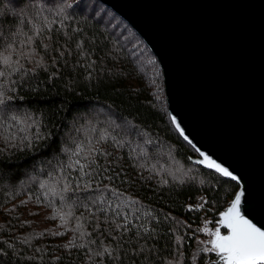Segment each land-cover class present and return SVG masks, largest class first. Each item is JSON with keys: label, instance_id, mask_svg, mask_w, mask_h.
Listing matches in <instances>:
<instances>
[{"label": "trees", "instance_id": "1", "mask_svg": "<svg viewBox=\"0 0 264 264\" xmlns=\"http://www.w3.org/2000/svg\"><path fill=\"white\" fill-rule=\"evenodd\" d=\"M0 72V264H216L199 228L238 185L192 161L122 19L98 0H0Z\"/></svg>", "mask_w": 264, "mask_h": 264}, {"label": "water", "instance_id": "2", "mask_svg": "<svg viewBox=\"0 0 264 264\" xmlns=\"http://www.w3.org/2000/svg\"><path fill=\"white\" fill-rule=\"evenodd\" d=\"M98 1L155 57L192 161L216 172L197 163L203 152L235 175L216 172L238 185L241 213L264 229V0Z\"/></svg>", "mask_w": 264, "mask_h": 264}, {"label": "snow or ice", "instance_id": "3", "mask_svg": "<svg viewBox=\"0 0 264 264\" xmlns=\"http://www.w3.org/2000/svg\"><path fill=\"white\" fill-rule=\"evenodd\" d=\"M3 63L8 65L9 58L5 57ZM2 75L3 72H0V76ZM172 122L176 123L175 118H173ZM177 131L186 140L188 139L179 125H177ZM73 155L78 156L79 152H73ZM200 155L203 157V160L197 161V163L203 164L207 161L208 168L215 169L216 172L222 174L224 177L237 180V177L228 169L209 159L203 152H200ZM76 163L79 162L77 161ZM79 167L83 172L86 165H79ZM242 195L243 193L237 192L227 210L220 214L219 223L223 228L227 229V234H221L220 227L209 233L213 239L210 241L211 248L208 251L215 252L217 256L216 264H264V229L256 226L241 213ZM125 223H127V220H125ZM117 227H121V225H117ZM201 230L205 231L206 229Z\"/></svg>", "mask_w": 264, "mask_h": 264}, {"label": "rangeland", "instance_id": "4", "mask_svg": "<svg viewBox=\"0 0 264 264\" xmlns=\"http://www.w3.org/2000/svg\"><path fill=\"white\" fill-rule=\"evenodd\" d=\"M119 126H120V124H119ZM219 222H220V220L216 221V223L212 225V224H210L209 219L204 221L203 225L199 228V236H198V249L199 250H204V251L207 250L208 251V249L211 248L210 241L213 239V237L211 235H209V233L215 231L217 227L221 226ZM201 229H206V230L202 231Z\"/></svg>", "mask_w": 264, "mask_h": 264}]
</instances>
